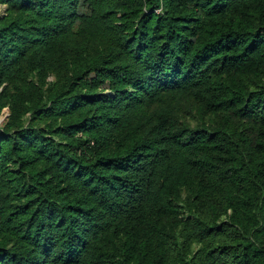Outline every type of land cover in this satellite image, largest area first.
I'll return each instance as SVG.
<instances>
[{
	"label": "trees",
	"instance_id": "16d2710c",
	"mask_svg": "<svg viewBox=\"0 0 264 264\" xmlns=\"http://www.w3.org/2000/svg\"><path fill=\"white\" fill-rule=\"evenodd\" d=\"M0 5V264H264V0Z\"/></svg>",
	"mask_w": 264,
	"mask_h": 264
},
{
	"label": "rangeland",
	"instance_id": "374dc122",
	"mask_svg": "<svg viewBox=\"0 0 264 264\" xmlns=\"http://www.w3.org/2000/svg\"><path fill=\"white\" fill-rule=\"evenodd\" d=\"M2 9H3V5H0V13L2 12ZM4 115H5V112L2 113V114L0 115V119L3 118ZM187 121H188L191 125L194 124V119H192V118L187 119ZM183 195H184V193L182 192V193H181V196H183Z\"/></svg>",
	"mask_w": 264,
	"mask_h": 264
}]
</instances>
